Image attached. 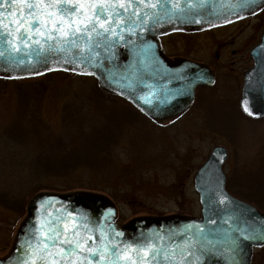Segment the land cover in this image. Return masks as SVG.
Segmentation results:
<instances>
[{
  "label": "rangeland",
  "instance_id": "rangeland-1",
  "mask_svg": "<svg viewBox=\"0 0 264 264\" xmlns=\"http://www.w3.org/2000/svg\"><path fill=\"white\" fill-rule=\"evenodd\" d=\"M232 27L239 35L224 29L217 35L220 50L208 49L202 35L172 36L166 50L188 54L189 48L188 55L208 63L218 50L214 67L228 71L234 45L244 41L248 56L260 38L264 12ZM224 74L216 86L198 90L181 116L160 122L101 92L90 77L0 78V256L9 251L28 201L42 191L100 193L115 206L119 224L139 216H199L193 176L217 145L229 153L228 191L264 213V118L241 115L231 102L239 82ZM251 264H264V246L254 250Z\"/></svg>",
  "mask_w": 264,
  "mask_h": 264
},
{
  "label": "water",
  "instance_id": "water-1",
  "mask_svg": "<svg viewBox=\"0 0 264 264\" xmlns=\"http://www.w3.org/2000/svg\"><path fill=\"white\" fill-rule=\"evenodd\" d=\"M159 2L164 8L143 9L139 17L143 20L144 12H155L158 16L155 23L150 16L149 22L141 25L143 31L134 26V34L125 30L123 39L118 35L109 37L107 43L99 41L101 47L95 50L96 56L91 63H81L79 59L66 63L64 54H56L44 63L18 66L0 57V75L28 78L53 70L71 71L93 77L100 88L118 95L152 119L163 120L177 115L193 100L196 86L210 85L213 80L202 64L180 58L173 64L168 63L158 37L253 14L264 7V0H181L184 15L168 11L171 4L167 0ZM189 2L202 6L189 9ZM5 39L0 37V50H6ZM72 51L79 52L78 49ZM251 55L255 66L245 73L239 104L245 116L257 119L264 116V32ZM67 59L74 57L69 55ZM225 158L224 147L215 146L194 175L193 188L200 205L197 217L139 216L118 225L115 206L100 193L39 192L28 201L26 215L16 230L12 247L6 256L0 257V264H24L29 244L34 243L37 236L34 229L44 221L55 223L57 217L61 218V230L64 222L75 218L78 224L92 229L87 234L97 243L103 233L105 242L119 243L122 249L131 245L129 255L132 259L138 255L134 249L146 248L151 243L161 252L154 260L149 259L148 264H181L182 255L184 264H192L204 249L210 252L197 264H250L252 249L264 244V214L226 191L221 168ZM245 236L254 238L245 239ZM165 254L168 260L164 259ZM139 255L142 257L143 253Z\"/></svg>",
  "mask_w": 264,
  "mask_h": 264
},
{
  "label": "snow or ice",
  "instance_id": "snow-or-ice-1",
  "mask_svg": "<svg viewBox=\"0 0 264 264\" xmlns=\"http://www.w3.org/2000/svg\"><path fill=\"white\" fill-rule=\"evenodd\" d=\"M167 3L171 4L168 11L173 15L185 14L181 0H167ZM200 6L188 4L189 9ZM157 8H164L159 0H0V37H6L3 43L7 46L6 50H0V57L18 66L44 63L56 54H64L66 63H74L75 59L91 63L95 50L101 47L99 41L107 43L109 37L118 35L123 39L125 30L134 34V26L148 23L150 16L155 23L158 18L155 12H144L143 20L139 17L143 9ZM169 20L171 22V18ZM69 55L74 59L68 60ZM60 220L57 217L55 223L44 221L34 229L37 236L35 242L29 244L24 264H148L149 259L154 260L161 252L149 243L146 248L134 249L138 255L132 259L131 245L122 249L119 243L105 242L103 233L97 243L87 234L92 229L86 224L80 225L73 218L71 222H64L61 230ZM208 252L210 249H204L192 264H197ZM164 259H169L167 254ZM181 264H184L183 255Z\"/></svg>",
  "mask_w": 264,
  "mask_h": 264
},
{
  "label": "flooded vegetation",
  "instance_id": "flooded-vegetation-1",
  "mask_svg": "<svg viewBox=\"0 0 264 264\" xmlns=\"http://www.w3.org/2000/svg\"><path fill=\"white\" fill-rule=\"evenodd\" d=\"M263 12H264V7L262 9H260L259 11H257L256 13H253V14H251L249 16H246V17L235 18L233 20H228V21L223 22L221 24L212 25V26H208V27H204V28L178 30V31H175V32L164 34V35H162L160 37V44L162 46L163 52H164V54L166 56V59H167L168 63L173 64L174 60L176 58H180V59L188 60V61H191V62H194V63L202 64V65H204L205 67L208 68V70H209V72H210V74L212 76V80L213 81H212L211 85L203 84V85H200V86L196 87L195 94H194V100L190 104L188 109L194 104V102L196 100V97H197L198 90H200V89H209V88H212V87L216 86V84L218 82V78L220 77V73H223V74L226 73L227 75L233 76V77H235L238 80V82H239V96H238L237 101L234 102L232 100L231 102H233V105L235 107H239V98L241 96L242 87L244 85V74L253 65V59L251 57L250 50L255 45L258 44L260 38L258 39L257 42L253 43L247 49L248 56H246V52H245V49H244V46H245L244 45V41L241 43L240 42L241 40H240L239 43H241V44L239 45V47H237V45H234V47L230 50V53L232 54V56L228 60H226V62L230 65L228 71L226 69H224L225 72H223V71L218 72V70L214 67V66H216V64L214 65V62H215L216 59H221V57H220V55L218 53V50H220L222 47H221L220 39H219V37H217V35L218 34H222L224 29H229V27L231 26L230 29H229V33H231L230 35L237 34L236 36H238L239 35L238 31H232L233 30L232 26H236V25H238V23H242L245 20L257 17V16L261 15ZM235 28H237V27H235ZM182 35L184 36V37H182L183 40L188 39L190 37L194 38V36L202 35V37L205 40H207V42H209V46L207 47L208 49L211 48V47L217 48L218 50H216L211 55H209L210 52H207V56L209 55V60H211V62L208 63L206 61L197 60L196 58L191 57L190 55H188V54L191 53V52H189V48H187L188 51H186V52H188V54H179V53L172 54V53L168 52L166 50V48L170 44V43H168V40L170 39V37H172V36L178 37V36H182ZM195 40H196V38H195ZM230 43H231V40H229V44ZM246 61L247 62L250 61V65L247 66V67H244L245 66L244 63ZM226 74H224V75H226ZM187 110H185L184 112H186ZM182 114L173 116V117L168 118L166 120L177 118V117L181 116ZM148 119L153 121V122H160V121H155V120H153L151 118H148ZM166 120H163V121H166ZM225 149H226V160H227L228 156H229V153H228V149L226 147H225ZM226 160H225V162H226ZM225 162H224V165H225ZM227 180L228 179H227V176L225 174V186L228 189V187H227L228 181Z\"/></svg>",
  "mask_w": 264,
  "mask_h": 264
},
{
  "label": "trees",
  "instance_id": "trees-1",
  "mask_svg": "<svg viewBox=\"0 0 264 264\" xmlns=\"http://www.w3.org/2000/svg\"><path fill=\"white\" fill-rule=\"evenodd\" d=\"M106 94V93H105ZM110 95V94H109ZM111 96H113V95H111ZM118 99V98H117ZM85 155H90V152L88 151L87 153H84ZM51 190V189H50Z\"/></svg>",
  "mask_w": 264,
  "mask_h": 264
}]
</instances>
